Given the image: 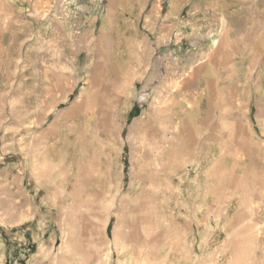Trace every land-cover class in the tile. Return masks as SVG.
Instances as JSON below:
<instances>
[{"label":"rangeland","instance_id":"1","mask_svg":"<svg viewBox=\"0 0 264 264\" xmlns=\"http://www.w3.org/2000/svg\"><path fill=\"white\" fill-rule=\"evenodd\" d=\"M142 5L0 0V264H264V0Z\"/></svg>","mask_w":264,"mask_h":264},{"label":"crops","instance_id":"2","mask_svg":"<svg viewBox=\"0 0 264 264\" xmlns=\"http://www.w3.org/2000/svg\"><path fill=\"white\" fill-rule=\"evenodd\" d=\"M188 3L189 0H142L141 10L149 5L153 6V10L146 13L139 12L136 16L130 17L129 20L143 19L146 21L145 27L155 37V53H158L159 49L165 45L170 46L173 50L174 45L177 43L180 27V22H177L180 18V8L178 6L181 5L182 7L183 4ZM147 39H149V36H147ZM170 47L167 48L170 50L169 53L174 52ZM80 107L81 104H74L71 110L75 111Z\"/></svg>","mask_w":264,"mask_h":264}]
</instances>
